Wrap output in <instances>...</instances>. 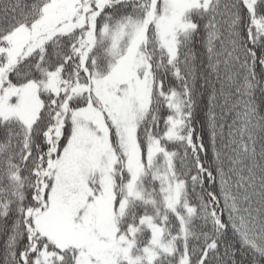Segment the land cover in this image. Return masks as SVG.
Instances as JSON below:
<instances>
[{
	"label": "snow or ice",
	"instance_id": "snow-or-ice-1",
	"mask_svg": "<svg viewBox=\"0 0 264 264\" xmlns=\"http://www.w3.org/2000/svg\"><path fill=\"white\" fill-rule=\"evenodd\" d=\"M262 108L264 0H0V264H264Z\"/></svg>",
	"mask_w": 264,
	"mask_h": 264
},
{
	"label": "trees",
	"instance_id": "trees-1",
	"mask_svg": "<svg viewBox=\"0 0 264 264\" xmlns=\"http://www.w3.org/2000/svg\"><path fill=\"white\" fill-rule=\"evenodd\" d=\"M258 103H259V98H258ZM261 110L264 111V108H262Z\"/></svg>",
	"mask_w": 264,
	"mask_h": 264
}]
</instances>
